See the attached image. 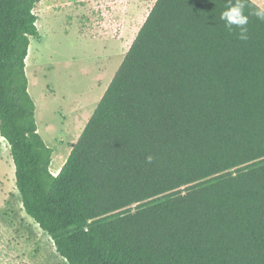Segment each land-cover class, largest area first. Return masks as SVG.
<instances>
[{
  "label": "trees",
  "instance_id": "trees-1",
  "mask_svg": "<svg viewBox=\"0 0 264 264\" xmlns=\"http://www.w3.org/2000/svg\"><path fill=\"white\" fill-rule=\"evenodd\" d=\"M41 2L0 0V135L57 254L264 264V9L242 0V41L220 18L229 0H157L54 176L26 74Z\"/></svg>",
  "mask_w": 264,
  "mask_h": 264
},
{
  "label": "rangeland",
  "instance_id": "rangeland-1",
  "mask_svg": "<svg viewBox=\"0 0 264 264\" xmlns=\"http://www.w3.org/2000/svg\"><path fill=\"white\" fill-rule=\"evenodd\" d=\"M80 1L42 0L38 4L35 14L39 37L31 38L26 59L29 93L36 104L39 133L54 152L79 141L83 133L80 128L96 103L95 96L115 77L157 2L147 0L140 4L137 0H121L118 3L121 4L119 16L125 20L132 18L135 26L131 27L126 48L110 57L104 72L105 58L118 51L116 46L104 51L99 45L102 38L112 36V27L117 25L115 4L91 9ZM253 1L264 9V0ZM97 15L107 25L101 33L97 25L87 22ZM125 26L128 28L127 22L122 30ZM7 146L8 143L1 148L5 158L0 164V264H69L57 254L53 240L24 211L16 188L15 166L11 155L6 154ZM63 160L64 156L56 158L54 166Z\"/></svg>",
  "mask_w": 264,
  "mask_h": 264
},
{
  "label": "crops",
  "instance_id": "crops-1",
  "mask_svg": "<svg viewBox=\"0 0 264 264\" xmlns=\"http://www.w3.org/2000/svg\"><path fill=\"white\" fill-rule=\"evenodd\" d=\"M137 1L140 2V4L147 3V0H137ZM80 3H82V4L84 3V6H88L91 9H97V7L103 8L106 3H108V4L113 3V4H115V7L113 8L114 14H115L116 17L118 16V18H115L114 17L116 19L115 22L116 23H121L122 25H123V23H126L127 22L128 28L125 26L123 28L122 32L120 33V36L118 38H115L114 37V30H115V26H114V27H112V30H111V33H110L112 36L111 37H108V38H102L100 40V42H99V45L102 48H104V51H108V49L109 48L111 49L112 46L118 47V51H116L117 53H112V55H109L107 58H105V60H104L105 65H104V69H103V71H104V70H106L105 68H106L107 64L109 63V61L111 59L110 57H112L114 54H118L119 52L123 51L124 48H126V46L128 44V40L130 39V37L132 35V30H131L132 28L131 27L135 26V23L134 22H131V19L132 18H130L128 20H125V18L123 19L122 16L121 17L119 16V13H120L119 12V9H121L120 8V5L121 4H118V3H122L121 0H114V2H113V0H81ZM102 12L103 13L101 15L104 16L105 15L104 14V10ZM87 22L94 23V25H97L95 27H97L99 33L102 32V29H106V27H107L106 22L101 21V19H100V17L98 15H97L96 18L90 17V19ZM93 32H95V31H93ZM110 84L111 83H109V82L106 83V84H104V86L102 88V92H99L98 95L95 96L94 99L96 100V103H95L94 107L92 108V110H90L89 116H88L85 124L83 126H81L80 133H81V131L82 132L84 131L87 123L89 122L90 118L92 117L93 113L95 112L97 106L99 105L100 101L102 100V98H103L105 92L107 91L108 87L110 86ZM100 85L101 84L98 83V86H97L98 89L101 88ZM85 96H88V94L85 95ZM74 134H77V133L74 131ZM72 139H75V137L73 136ZM5 141L6 140L4 138H2V136L0 135V154L2 153V155H0V164L4 162V158H5V155L3 154L4 153V150L1 149L2 147L4 148L5 145H7V142L5 143ZM7 147L8 148H6L7 149L6 154L7 153L10 154V148H9V146H7ZM71 152H72L71 146H68L67 149H64L63 148L61 150H58V151H55L54 152L53 159H52V164H51V167H50V171H51V173L54 176L59 175V173L61 172V170L64 167L65 163L67 162V160H68ZM60 156H64V160H63L62 163H60L56 167V166H54L55 160H56V158H59Z\"/></svg>",
  "mask_w": 264,
  "mask_h": 264
},
{
  "label": "clouds",
  "instance_id": "clouds-1",
  "mask_svg": "<svg viewBox=\"0 0 264 264\" xmlns=\"http://www.w3.org/2000/svg\"><path fill=\"white\" fill-rule=\"evenodd\" d=\"M244 4L242 0H236V3H231L229 0V6L221 13V20L225 22V27L232 31L233 27L239 29L238 39L246 41L248 39V29L246 25L248 24V17L244 14ZM258 17L264 19V15L261 13H256ZM152 157H147V161L151 163Z\"/></svg>",
  "mask_w": 264,
  "mask_h": 264
},
{
  "label": "built area",
  "instance_id": "built-area-1",
  "mask_svg": "<svg viewBox=\"0 0 264 264\" xmlns=\"http://www.w3.org/2000/svg\"><path fill=\"white\" fill-rule=\"evenodd\" d=\"M122 32V24L117 23V25H115V30H114V37L115 35H119Z\"/></svg>",
  "mask_w": 264,
  "mask_h": 264
}]
</instances>
